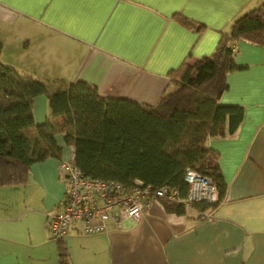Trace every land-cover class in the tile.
I'll return each instance as SVG.
<instances>
[{"label": "crops", "instance_id": "0c3cea01", "mask_svg": "<svg viewBox=\"0 0 264 264\" xmlns=\"http://www.w3.org/2000/svg\"><path fill=\"white\" fill-rule=\"evenodd\" d=\"M264 0H0L1 60L52 83L85 81L105 97L154 104L168 72L210 54L221 32ZM205 25L198 33L178 19ZM220 102L243 106L230 137L210 140L227 183L223 201L205 216L152 203L138 222L104 233L63 238L58 258L47 216L63 198L61 156L34 163L22 184L0 186V264H264V47L239 40ZM38 97V96H37ZM33 116L47 114L46 95ZM58 141V140H57ZM74 231V230H73Z\"/></svg>", "mask_w": 264, "mask_h": 264}, {"label": "trees", "instance_id": "16d2710c", "mask_svg": "<svg viewBox=\"0 0 264 264\" xmlns=\"http://www.w3.org/2000/svg\"><path fill=\"white\" fill-rule=\"evenodd\" d=\"M178 19L197 33L205 28ZM239 40L264 47V3L237 17L229 32H221L210 54L184 59L171 69L154 104L105 97L82 80L52 83L24 73L2 62L0 41V186L22 184L34 163L60 157V133L76 165L92 178L174 188L184 198L187 170L209 177L218 200L194 201L191 207L199 217L211 213L223 201L227 183L210 140L232 136L243 118L242 105L220 102L227 75L244 68L234 59L233 45ZM41 94L46 95L47 114L36 122L33 103ZM160 202L169 212L187 210L182 201ZM64 237L56 240L58 258L66 263Z\"/></svg>", "mask_w": 264, "mask_h": 264}, {"label": "built area", "instance_id": "2783aa9c", "mask_svg": "<svg viewBox=\"0 0 264 264\" xmlns=\"http://www.w3.org/2000/svg\"><path fill=\"white\" fill-rule=\"evenodd\" d=\"M58 170L65 180L66 190L55 211L47 216L46 228L53 239L62 238L73 230L82 235H94L104 233L109 223L121 228L126 220L138 222L160 198L182 201L186 207H191L194 201L216 202L219 198L211 179L191 170L184 176L189 184L184 198H178L174 188L155 189L150 185L89 177L76 165L73 153L70 159L59 163Z\"/></svg>", "mask_w": 264, "mask_h": 264}, {"label": "rangeland", "instance_id": "374dc122", "mask_svg": "<svg viewBox=\"0 0 264 264\" xmlns=\"http://www.w3.org/2000/svg\"><path fill=\"white\" fill-rule=\"evenodd\" d=\"M45 94H41V95H39L38 97H37V103H39V101H40V97H43ZM57 140H58V142L59 143H62L63 144V146H66V144L63 142V139H62V135L60 134V133H58L57 134Z\"/></svg>", "mask_w": 264, "mask_h": 264}]
</instances>
